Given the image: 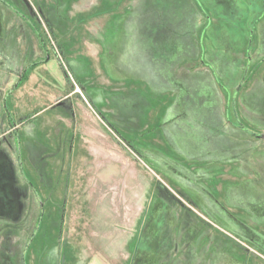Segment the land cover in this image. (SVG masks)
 I'll return each mask as SVG.
<instances>
[{"label":"rangeland","instance_id":"rangeland-1","mask_svg":"<svg viewBox=\"0 0 264 264\" xmlns=\"http://www.w3.org/2000/svg\"><path fill=\"white\" fill-rule=\"evenodd\" d=\"M135 1L0 0V264H264V0L208 19L244 42L249 78L208 143L175 142L137 87L142 161L88 85L95 31L124 40L105 31L133 30Z\"/></svg>","mask_w":264,"mask_h":264},{"label":"crops","instance_id":"crops-1","mask_svg":"<svg viewBox=\"0 0 264 264\" xmlns=\"http://www.w3.org/2000/svg\"><path fill=\"white\" fill-rule=\"evenodd\" d=\"M142 3L140 8L139 0L132 7L129 2V10L124 13L127 18L130 12L131 17L139 18L133 30L127 26L109 27L105 31L125 33L124 40H104L95 31L100 42L89 46L95 76L90 77L88 84L92 94L103 92L99 107L92 108L103 120L109 137L117 135L120 145L131 149L140 161L143 158L140 122L127 113L131 106H138V100L132 98L134 92L137 95V87L146 98L156 99L161 105L157 126H171L178 134L177 143L182 138L196 141L199 146L204 141L208 143L213 133L208 126L209 117L216 120L218 129L225 126L229 99L235 101L249 79L243 60L247 57L246 45L227 33H213L207 27L208 19L213 28L218 15L219 20L228 19L236 14L233 10L236 9L238 15L245 14L243 18L247 21L250 9L258 4L257 0H142ZM72 93L79 95L76 91ZM118 95L123 97L119 99ZM245 142L251 144V139Z\"/></svg>","mask_w":264,"mask_h":264},{"label":"built area","instance_id":"built-area-1","mask_svg":"<svg viewBox=\"0 0 264 264\" xmlns=\"http://www.w3.org/2000/svg\"><path fill=\"white\" fill-rule=\"evenodd\" d=\"M77 87V86H76ZM77 90L79 91V88L77 87Z\"/></svg>","mask_w":264,"mask_h":264},{"label":"trees","instance_id":"trees-1","mask_svg":"<svg viewBox=\"0 0 264 264\" xmlns=\"http://www.w3.org/2000/svg\"><path fill=\"white\" fill-rule=\"evenodd\" d=\"M24 78V77H23Z\"/></svg>","mask_w":264,"mask_h":264}]
</instances>
